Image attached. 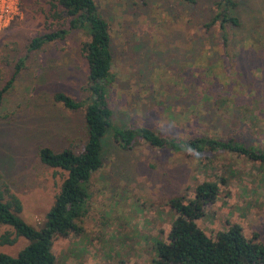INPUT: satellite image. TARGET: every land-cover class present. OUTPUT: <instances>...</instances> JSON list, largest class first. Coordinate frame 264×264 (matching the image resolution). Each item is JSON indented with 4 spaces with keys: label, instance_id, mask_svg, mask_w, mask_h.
<instances>
[{
    "label": "rangeland",
    "instance_id": "374dc122",
    "mask_svg": "<svg viewBox=\"0 0 264 264\" xmlns=\"http://www.w3.org/2000/svg\"><path fill=\"white\" fill-rule=\"evenodd\" d=\"M47 0H15L17 14L0 29V187L21 204L20 218L44 223L63 172L42 165L39 147L78 153L84 142L80 111L52 100L62 92L84 97L86 38L68 32L61 42L29 51L48 31ZM107 21L112 54L108 103L112 126L148 128L164 139L233 140L264 151V0H240L237 28L224 46L206 24L212 0H94ZM111 129V128H110ZM102 165L88 183L86 214L77 232L57 237L53 264H155V241L173 219L168 201L183 203L203 183L217 195L197 226L207 235L238 226L264 245V167L226 151L156 149L137 140L120 149L112 131L102 138ZM8 228L0 226V234ZM18 238L0 253L14 256Z\"/></svg>",
    "mask_w": 264,
    "mask_h": 264
},
{
    "label": "trees",
    "instance_id": "16d2710c",
    "mask_svg": "<svg viewBox=\"0 0 264 264\" xmlns=\"http://www.w3.org/2000/svg\"><path fill=\"white\" fill-rule=\"evenodd\" d=\"M239 1L212 0L213 13L206 26L218 31L224 46L228 43L230 28L239 26L235 14ZM181 2L194 5L196 0ZM46 3L48 31L32 38L27 49L37 51L61 42L70 31L80 32L86 38L81 46L86 65L84 97L74 100L62 92L52 95V100L64 109L81 112L84 142L78 153L69 148L58 152L45 147L37 149L36 157L42 165L65 175L40 228L35 229L20 218V201L7 187H0V226L8 228L0 234V246H12L18 238L26 242L14 256L0 253V264H53L50 249L54 239L77 232L76 220L86 214L88 183L101 168L102 138L108 130L112 131L113 141L122 150H130L140 140L156 149L236 153L264 167L263 150L245 147L231 139H164L148 128L131 130L112 126L108 97L115 75L111 70L107 21L94 0H47ZM8 84L0 88V106ZM216 195V186L203 183L195 188L191 201L183 203L180 198L168 201L173 219L165 240L155 241V264H264V245L255 235L246 237L238 226L232 225L210 237L197 226L196 221L202 217L204 207L211 204Z\"/></svg>",
    "mask_w": 264,
    "mask_h": 264
},
{
    "label": "built area",
    "instance_id": "2783aa9c",
    "mask_svg": "<svg viewBox=\"0 0 264 264\" xmlns=\"http://www.w3.org/2000/svg\"><path fill=\"white\" fill-rule=\"evenodd\" d=\"M16 14L15 0H0V29L4 28Z\"/></svg>",
    "mask_w": 264,
    "mask_h": 264
}]
</instances>
